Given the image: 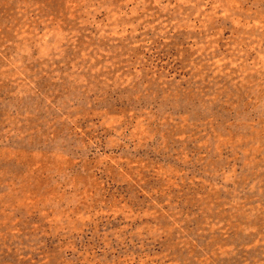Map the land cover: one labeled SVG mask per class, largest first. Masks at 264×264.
Masks as SVG:
<instances>
[{"label":"rangeland","instance_id":"obj_1","mask_svg":"<svg viewBox=\"0 0 264 264\" xmlns=\"http://www.w3.org/2000/svg\"><path fill=\"white\" fill-rule=\"evenodd\" d=\"M0 264H264V0H0Z\"/></svg>","mask_w":264,"mask_h":264}]
</instances>
